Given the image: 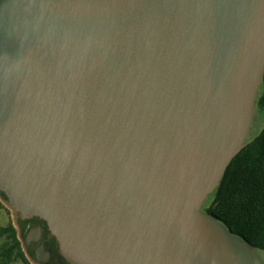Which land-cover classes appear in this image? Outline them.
<instances>
[{
  "label": "water",
  "instance_id": "water-1",
  "mask_svg": "<svg viewBox=\"0 0 264 264\" xmlns=\"http://www.w3.org/2000/svg\"><path fill=\"white\" fill-rule=\"evenodd\" d=\"M263 79L264 0H0V190L73 264H264L203 209Z\"/></svg>",
  "mask_w": 264,
  "mask_h": 264
},
{
  "label": "trees",
  "instance_id": "trees-1",
  "mask_svg": "<svg viewBox=\"0 0 264 264\" xmlns=\"http://www.w3.org/2000/svg\"><path fill=\"white\" fill-rule=\"evenodd\" d=\"M0 199L8 203L1 190ZM203 209L236 235L250 241L258 251H264V79L246 144L227 167L217 188L205 199ZM0 235L8 239L0 250V264H9L13 258L31 264L14 224L1 228Z\"/></svg>",
  "mask_w": 264,
  "mask_h": 264
},
{
  "label": "flooded vegetation",
  "instance_id": "flooded-vegetation-1",
  "mask_svg": "<svg viewBox=\"0 0 264 264\" xmlns=\"http://www.w3.org/2000/svg\"><path fill=\"white\" fill-rule=\"evenodd\" d=\"M13 224L29 262L33 264H73L60 253L57 240L43 219L37 216L26 217L14 210Z\"/></svg>",
  "mask_w": 264,
  "mask_h": 264
},
{
  "label": "rangeland",
  "instance_id": "rangeland-1",
  "mask_svg": "<svg viewBox=\"0 0 264 264\" xmlns=\"http://www.w3.org/2000/svg\"><path fill=\"white\" fill-rule=\"evenodd\" d=\"M0 229L3 227H8L10 224H13L14 209L5 201L0 199ZM8 243L6 235H0V250L1 247ZM260 257L264 261V251H259ZM31 263V262H30ZM9 264H23L20 259L13 258ZM33 264V263H31Z\"/></svg>",
  "mask_w": 264,
  "mask_h": 264
}]
</instances>
